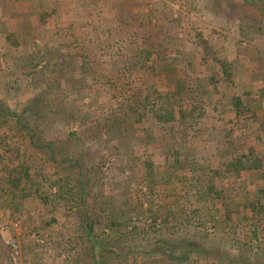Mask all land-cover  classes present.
<instances>
[{"label":"trees","instance_id":"trees-1","mask_svg":"<svg viewBox=\"0 0 264 264\" xmlns=\"http://www.w3.org/2000/svg\"><path fill=\"white\" fill-rule=\"evenodd\" d=\"M9 1L14 10L25 0ZM248 2L264 16V0ZM49 3L46 11L37 3L40 15L31 7L36 21L24 35L0 21V211L24 221L34 205L35 233L62 221L64 233L52 232L51 242L63 264H264V137L256 145L245 135L253 103L232 96L230 121L206 112V88L231 82L227 61L210 59L221 76L199 72L207 56L176 50L170 20L155 41L162 31L130 10L132 0L111 7L108 33L121 37L75 39L73 55L71 45L30 32L49 26L57 11ZM6 7L0 3V16ZM200 35L205 54L210 45ZM95 43L98 51L83 55ZM106 47L119 56L114 72L100 61ZM97 86L105 87L102 99ZM25 90L24 104H9L10 93ZM259 129L264 134V121ZM149 233H159L154 251L136 243ZM190 236L213 237L220 249Z\"/></svg>","mask_w":264,"mask_h":264},{"label":"rangeland","instance_id":"rangeland-1","mask_svg":"<svg viewBox=\"0 0 264 264\" xmlns=\"http://www.w3.org/2000/svg\"><path fill=\"white\" fill-rule=\"evenodd\" d=\"M46 1L47 0H29V4L31 5V7L32 6L37 7L38 6L37 3L42 2V6H44L43 9H45L46 11L47 10V7L45 6ZM59 1L62 3V2H67L68 0H59ZM72 2L76 5L80 1L72 0ZM118 2H121V0H116V3ZM100 3L101 5H103V2L100 1ZM132 4L133 5L131 6L130 10H132L134 14H137L139 17L141 16L143 18L145 17V19L149 21L153 26L159 27L160 30L162 31V32L158 31L157 34L155 35L156 37L154 38V40L157 42L160 41L159 33H164V31L167 32L168 31L167 23L169 20L170 22L172 21V23L176 25L175 31H178V35L180 37V39L177 42H175L176 50L178 49V46H179L180 47L179 51L183 53L184 52L185 53L187 52L196 53V51H198L199 49H202L201 45L199 46L197 45V43L199 42L196 41L197 40L196 37L194 38L196 31L199 32L200 34L203 33L204 38H206V39H203V41L206 42L207 44H210L209 42L210 38L213 35L217 37V35L220 33V31L213 30V27L215 25H221L222 26L221 31H222L225 25L224 21L227 19L224 16L225 11H226L225 7L223 6V8L221 7L217 9L215 7H212L213 6L212 0H132ZM103 8L104 7L100 6L99 7L100 10L97 11L94 6L92 8L89 7V9H91L92 11L91 19L93 21V24L90 25L88 22H86L85 23L86 28L84 29L85 31L84 33L86 34L85 35L86 37L88 36V33H90V35L92 36L90 37V40L94 39L93 35L95 33H97V37H99L101 40L104 39L103 41H107L106 40L107 35H109V38H110L109 33L104 34L103 32V30L106 31V27L108 28L110 27L109 23L111 21V20L106 19L105 8L104 9ZM37 10H39V8H36V11ZM40 11H42L41 8H40ZM222 13H224V15ZM214 18L218 20L216 24L215 23L213 24ZM76 23L78 24L77 26L83 27L84 23L82 19L81 20L78 19ZM98 23H100L101 30L99 29V31L97 32L95 31L90 32L91 30L90 28L93 26H96L95 24H98ZM76 33L78 34V31ZM221 33L223 34V32ZM183 37H185V39ZM238 42L241 44V46H243V44L244 45L247 44L246 40L245 41L241 40ZM262 42L263 40L261 41V44L263 45ZM258 44L259 43H257L256 45ZM95 45L89 48L92 53L98 51ZM210 51H211V46H210ZM210 51L207 52V50H205V54H204L205 56H207V59L209 61L212 58ZM216 51L217 52L219 51L218 47ZM103 52H105L106 55L102 59H100V61L102 62L103 66H106V63L109 66H112V69L110 68L109 72H114L116 71V69L121 67V64L120 66L118 64H113V61H117V59H119V56H117V51L113 47H106L103 49ZM199 55L202 56L201 53ZM253 56L255 57L250 58V56L247 57V55L239 56V61L241 64L242 62H246L245 68H243L242 66L243 69L242 71H240L242 80H243L244 72H247L245 71V69H247V65L249 67V65H253V62H255L256 65H259L258 68H260L259 71H261V68H262L260 67L262 66L261 59H263L264 56L260 57L259 55H254V54ZM247 60L249 61L248 63H247ZM71 63L72 64L70 65H72L73 67L74 63L73 62ZM68 68H69L68 70H71V66ZM74 74L76 75L77 73L74 72ZM217 75L221 76V73L219 72ZM230 81L231 82H230L228 89L226 87L223 88L221 82H218L217 84V88L219 91L217 90L213 91L214 88L207 87L206 91L209 97H211L212 99L213 95H217L216 97L222 98L223 95L232 97V96H236V93L240 94L242 91V88L239 86L240 81L236 80L234 82L233 77H231ZM104 88L105 87L103 86L98 87L99 89L98 96L99 97L102 96L101 99L104 97V95H102V92L105 91ZM4 93H5L4 89L0 87V98H4V95H5ZM30 93L31 91L28 92L25 90V92L21 91V93L14 95V93L12 92L10 93L11 95H9V97L6 99L9 101L10 105L13 104L15 98H18L19 101L22 104H24V102L27 101V99L30 97ZM56 100L58 99L56 98ZM99 101H100V98H99ZM105 107H107V105ZM246 107H247V104H246ZM90 110L94 112V117H97L99 115V112L97 110H94L92 108ZM263 115L264 114H260L259 117ZM262 120L263 119L258 118V117L256 119L251 118L247 120V126H246L247 134L245 135H249L251 133L250 136L254 137L256 145H259L260 138L264 137L263 132L259 129V123L263 122ZM213 135H216V133H213ZM62 136H61V133H59L57 136H54V137H60L59 140L58 138H56L57 140L55 142L62 140ZM57 145H60V144H57ZM93 145H96V144H93ZM251 145H254V143L253 142L249 144L247 143V148H250ZM94 147L96 146H93L92 150H94ZM124 150H123V153H124ZM123 153L120 156L121 159L119 160H120V164L126 165V158L124 157ZM221 154L222 152H219L218 155H221ZM34 209H35L34 205H31V204L26 208L27 215L24 221H22L21 219L17 220V218L15 217L11 218L9 217L8 213H4L0 211V264H14L12 261V258L10 257L11 249L9 248V245H8L10 241H13L18 247L19 255L16 258L17 260L16 264H26L27 261L29 262L28 264H37L39 262H40L39 264H42L43 262L46 264H63L62 262L63 257H56L57 253L56 252L54 253V250H53L54 243L51 242L52 235H53L52 232L56 233L57 236L64 233V229L62 228V224H63L62 221L58 222L57 226L54 227L53 230H51L52 232H48V233H35L34 231L29 232L33 229L34 230L36 229L34 227L37 224L36 222L37 216L35 214ZM131 218L134 219V216H132ZM27 226L28 227L33 226V227L27 230L26 229ZM207 227H208L209 232L212 233V229H210V226L208 225ZM157 235H159V233L156 235H154L153 233H149V235L140 238L136 243L138 247H141L143 249H148L150 251L151 250L154 251V249H152V246L154 245V237ZM165 236H168V235H165ZM49 237H51V239H49ZM189 239L192 242H198L201 245L209 247V248H215L216 250L220 249V245L218 244V242L214 240L213 237H210L206 240H200L198 237L190 236ZM25 252L26 254L23 255ZM136 260L139 261V258H137Z\"/></svg>","mask_w":264,"mask_h":264},{"label":"crops","instance_id":"crops-1","mask_svg":"<svg viewBox=\"0 0 264 264\" xmlns=\"http://www.w3.org/2000/svg\"><path fill=\"white\" fill-rule=\"evenodd\" d=\"M100 1L101 0H81L75 5L72 0H68L67 2H62L64 4L67 3L66 6H62V3L59 0H55L57 11L54 15H52L51 21H49L51 24L49 23V26L47 25L46 27H44V29H35L34 31L31 30L30 32L33 36L38 35V37L41 38L45 36L46 40L42 43H48L49 38H51L53 41H55L56 44H60L64 47L65 45H71L67 48V50L70 51L69 53L73 55H75L76 53H80L79 49H77L78 47H75V39L85 40L86 42H88L90 40V37H92L90 33H88L87 37L84 33V29L86 28L85 23L88 22L90 24L92 21V11L91 9H89V7L92 8L94 6L97 11L100 10V6L104 7L106 19L111 20V7L119 8L122 5L121 2L116 3V0H109L110 4L105 2V5H101ZM49 2L50 0L46 1V7H50L49 5H51V3ZM0 3H3L4 5L8 6L6 8H9V6L12 8L11 10L5 8L6 11L4 10V12L1 13L0 16V21L2 20L5 22L6 25H9V30L14 29V32H17V35L19 33H22L24 35V33H28L27 26L34 27L36 16H32L33 14L31 13V5L27 0L16 3V5H14V8L16 9L14 10L9 0H7V2L4 0H0ZM212 4V7H215L216 9L221 7L223 8L224 6L226 10L225 15L224 13L222 14L227 19L224 21L225 25L222 31L221 25H215L213 27V30L220 31V33L217 35V37L213 35L210 38L209 45L211 46L212 51H210V54L211 56H213L214 59L218 57L221 58L222 61H227L229 66L228 69L230 70V72H232L233 75L231 76L233 77V81H240L239 86L242 88V91L240 94L236 93V96L238 95L241 98L245 107L246 104L249 105L253 103L251 104L253 109H250V111L247 113V120L251 118L256 119L258 117L263 119L262 121H264V115L259 117L260 114H264V58L261 59V71H259V65H256L255 62H253V65H249V67L247 65V69H245V71L247 72H244L243 80L240 71L245 68L246 62H242L241 64L239 61V56L242 55H247V57L250 56V58L255 57L253 56V54L259 55L260 57L264 56V16H260V14L254 10L256 9V7L250 4L249 2L247 3V0H212ZM35 8L37 7H34V9ZM37 12L38 15H40L42 11L37 10ZM78 19L83 20V27L77 26L78 24L76 22ZM217 21L218 20L214 18L213 24H216ZM111 23L112 21H110L109 23L110 27H106V31L103 30L104 34H107L110 30ZM95 25L96 26H93V28L91 26V28L89 27L91 29L90 32H93L95 30L99 31V29L101 30V27L97 28V24ZM77 31L78 34L76 33ZM221 32H223V34ZM113 33H115V31L110 33V38H112V40H116L122 35L118 34V36ZM94 35L97 41H102L99 37H97V33H95ZM112 35L114 38L112 37ZM23 38H25V36L22 37V39ZM200 38L206 39L204 38L203 33L200 35ZM107 39L108 38L106 37V40ZM241 40H246L247 44H243V46H241V44L238 42ZM262 40L263 45L261 44ZM39 42L41 41L36 39V43L40 44ZM256 42L259 44L256 45ZM127 44L128 43L125 42V45ZM88 46L90 48L92 45L89 44ZM217 47L219 48L218 52L216 51ZM89 48L87 49V52H85L86 50L83 51V55H88L92 57V52ZM200 53L202 54V56H205L203 48L197 51V55H199ZM103 54L106 55L105 52ZM248 62L249 61L247 60V63ZM197 68L198 71L202 73L212 72L218 74L221 71V68L218 64H216L215 62L210 63L209 60L202 63V65L198 64ZM221 83L223 88H229V82ZM216 96L217 95H213L212 99L211 97L206 98L211 105V108L208 106L206 108L207 114L212 115L215 118L220 117L225 121L232 120L235 117V113L231 106V97L221 95V98ZM250 134L247 136H250ZM251 142H253L252 137H247V143L249 144ZM207 152L209 153L214 151L207 149ZM218 159V157H214L211 158V161L217 163Z\"/></svg>","mask_w":264,"mask_h":264},{"label":"built area","instance_id":"built-area-1","mask_svg":"<svg viewBox=\"0 0 264 264\" xmlns=\"http://www.w3.org/2000/svg\"><path fill=\"white\" fill-rule=\"evenodd\" d=\"M8 245H9V248L11 249L10 257L12 258L13 263L16 264V261H17L16 258L19 255L18 247L13 241H10Z\"/></svg>","mask_w":264,"mask_h":264}]
</instances>
